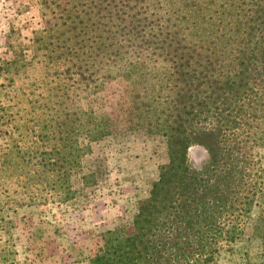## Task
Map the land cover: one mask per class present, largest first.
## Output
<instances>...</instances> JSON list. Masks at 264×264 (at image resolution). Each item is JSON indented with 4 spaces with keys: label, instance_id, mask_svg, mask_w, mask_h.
<instances>
[{
    "label": "trees",
    "instance_id": "obj_1",
    "mask_svg": "<svg viewBox=\"0 0 264 264\" xmlns=\"http://www.w3.org/2000/svg\"><path fill=\"white\" fill-rule=\"evenodd\" d=\"M55 3L43 10L51 23L35 48L57 94L25 128L35 148L16 139L0 148L2 181L26 173L66 203L95 184L99 171L86 159L112 124L81 99L121 77L129 129L163 135L169 161L130 230H106L90 264H218L232 255L264 194V0H72L59 14ZM195 145L207 152L200 168L189 158ZM255 230L264 253V212Z\"/></svg>",
    "mask_w": 264,
    "mask_h": 264
},
{
    "label": "rangeland",
    "instance_id": "obj_2",
    "mask_svg": "<svg viewBox=\"0 0 264 264\" xmlns=\"http://www.w3.org/2000/svg\"><path fill=\"white\" fill-rule=\"evenodd\" d=\"M71 1L0 0V130L7 131L0 133V148L6 141L16 144L14 139L21 140L26 151L37 145L36 134L25 128L34 124L46 99L57 94V78L36 50L35 39L51 23L48 17L44 19L43 10L56 2L59 14ZM129 100L121 77L107 80L100 92L81 99L83 107L109 115L112 132L93 143L86 164L99 171L96 183L73 202H60L53 192L43 190L39 179L28 181L26 173L19 176L11 171L5 181L0 178V264H90L106 230H130L139 204L149 196L169 155L163 135L129 129L125 118ZM12 111L18 113L8 116L9 121L1 119ZM42 111L48 110L42 107ZM189 158L200 168L207 152L195 145ZM1 165L0 159V171ZM27 167L33 171L31 164ZM27 182H31L29 188H23ZM73 183L79 186L75 179ZM262 212L264 194L251 214L245 239L218 264L264 262L261 238L255 230Z\"/></svg>",
    "mask_w": 264,
    "mask_h": 264
}]
</instances>
